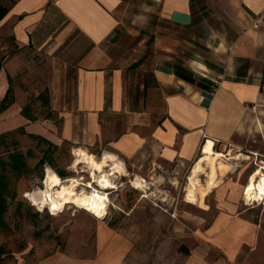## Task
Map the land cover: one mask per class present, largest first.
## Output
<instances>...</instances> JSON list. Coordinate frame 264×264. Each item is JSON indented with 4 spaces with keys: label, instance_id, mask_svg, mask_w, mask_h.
<instances>
[{
    "label": "crops",
    "instance_id": "obj_1",
    "mask_svg": "<svg viewBox=\"0 0 264 264\" xmlns=\"http://www.w3.org/2000/svg\"><path fill=\"white\" fill-rule=\"evenodd\" d=\"M0 5V107L10 89L13 100L0 136L23 128L58 148L110 153L144 180L194 166L212 141L230 171L183 264H264V200L244 199L264 172V0ZM133 250L109 228L92 256L58 252L41 264H128Z\"/></svg>",
    "mask_w": 264,
    "mask_h": 264
},
{
    "label": "rangeland",
    "instance_id": "obj_2",
    "mask_svg": "<svg viewBox=\"0 0 264 264\" xmlns=\"http://www.w3.org/2000/svg\"><path fill=\"white\" fill-rule=\"evenodd\" d=\"M4 135L0 139V184L6 187L2 191L5 212L0 214V264H41L58 252L90 257L97 237L109 228L134 243L128 264H183L191 238L208 227L215 216L213 211L205 212L185 201L193 164L163 166L157 171V177L163 179L145 178L147 195L130 184L136 178L134 174L121 176L118 189L111 192L104 218L69 204L55 215L48 209L41 211L25 195L43 187L47 168L57 175L64 174L59 175L62 179L80 177L86 183L90 181L89 169L85 165L77 171L72 168L74 150L67 144L50 147L20 130ZM14 150L24 155L22 175L17 174L10 159ZM91 155L103 162L102 152ZM43 156L45 164L40 166ZM108 165L101 163L104 170ZM209 180L201 177L205 185L204 203L210 209L213 198L207 185Z\"/></svg>",
    "mask_w": 264,
    "mask_h": 264
},
{
    "label": "bare ground",
    "instance_id": "obj_3",
    "mask_svg": "<svg viewBox=\"0 0 264 264\" xmlns=\"http://www.w3.org/2000/svg\"><path fill=\"white\" fill-rule=\"evenodd\" d=\"M213 146L212 141L207 142L202 151L204 156L193 166L185 189V201L198 205L202 209H208V207L204 203L205 185L202 184L201 176L206 175L210 179L207 185L209 191L213 192L221 185L219 172L221 171L224 175L230 169L231 158L214 152ZM102 160L101 163L109 164L106 170L101 167V163L93 155L85 150L75 149L72 168L77 171L80 165H85L89 169V182H84L80 177L62 179L47 168L43 187L26 193L25 198L41 211L48 209L54 215L63 211L69 204L97 218H104L110 204L111 192L118 189L117 180L129 174L124 163L115 155L104 153ZM206 165L210 167L209 172ZM130 184L133 188L148 194L147 182L144 179L136 177L130 180ZM244 199L247 204H255L264 200V172L261 169L256 170L249 179L244 190Z\"/></svg>",
    "mask_w": 264,
    "mask_h": 264
},
{
    "label": "trees",
    "instance_id": "obj_4",
    "mask_svg": "<svg viewBox=\"0 0 264 264\" xmlns=\"http://www.w3.org/2000/svg\"><path fill=\"white\" fill-rule=\"evenodd\" d=\"M6 13H7V9L0 5V21L3 19V17L6 15ZM11 93H12V90L10 89L8 92V95L6 96L5 100L3 101V103L0 107V111L7 109V107L13 102L12 98H10ZM19 130L22 133H25L23 128H20ZM1 137H6V136L1 135L0 139H1ZM29 137L38 138V140L41 143L48 144L50 147H55L41 137H36L34 135H29ZM23 158H24L23 153H21L20 151H17V150H14V152L11 153V156H10L11 162L15 165L14 168L17 171V174H19V175H22L23 172H22L21 168L25 166V162L23 161ZM44 164H45V157L43 156L41 158V160L39 161L38 165L42 166ZM59 175L61 177L65 176L62 173H60ZM5 188L6 187L4 186V184L3 185L0 184V214H3L5 212V206H4L3 195H2V191Z\"/></svg>",
    "mask_w": 264,
    "mask_h": 264
},
{
    "label": "built area",
    "instance_id": "obj_5",
    "mask_svg": "<svg viewBox=\"0 0 264 264\" xmlns=\"http://www.w3.org/2000/svg\"><path fill=\"white\" fill-rule=\"evenodd\" d=\"M246 202H247V201H246ZM246 202H245V203H246ZM248 205H249V204H248Z\"/></svg>",
    "mask_w": 264,
    "mask_h": 264
}]
</instances>
